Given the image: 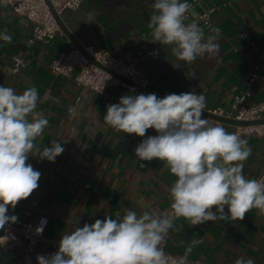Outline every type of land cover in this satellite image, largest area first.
Here are the masks:
<instances>
[{
	"label": "crops",
	"instance_id": "obj_1",
	"mask_svg": "<svg viewBox=\"0 0 264 264\" xmlns=\"http://www.w3.org/2000/svg\"><path fill=\"white\" fill-rule=\"evenodd\" d=\"M154 2L83 0L78 9L64 10L60 18L77 43L92 44L138 67L148 77L149 89L160 96L202 93L207 108H229L233 94L244 90L249 92L246 104L264 100L262 79L248 85L254 64L259 63L258 73L264 75V61L258 59L264 47V0H197L190 16L191 11L199 15L215 8L210 25H198L206 35L219 28L220 47L217 54L198 57L191 65L176 60L171 46L151 42L147 24ZM5 31L12 39H0V85L12 87L17 93L31 86L38 89L37 110L44 113L49 126L36 144L51 147L55 140L63 144L64 151L54 162L29 155L27 163L41 173L39 187L15 209L9 208L8 214L18 218L16 225L34 222L42 214L48 216L45 238L32 250L22 240L0 243V264H38L37 255H50L62 234L73 231L78 220L83 226L105 215L116 218L128 209L142 211L143 204L159 211L170 209L168 190L176 178L163 161H142L134 152L143 139L157 133L149 129L145 137H138L116 132L103 119L112 99L50 71L51 60L72 40L60 30L49 42H30L31 22L13 14L0 1V33ZM15 54L23 57L24 65L12 73ZM119 90L110 92L116 96ZM70 106L77 108L78 115L69 114ZM221 126L228 132L234 129L225 122ZM241 137L251 148L243 173L255 178L264 169V135ZM194 239L203 243L189 254V264H235L240 256L264 264V214L258 209L246 213L242 221L217 220L191 226L180 218L163 246L179 257Z\"/></svg>",
	"mask_w": 264,
	"mask_h": 264
},
{
	"label": "clouds",
	"instance_id": "obj_2",
	"mask_svg": "<svg viewBox=\"0 0 264 264\" xmlns=\"http://www.w3.org/2000/svg\"><path fill=\"white\" fill-rule=\"evenodd\" d=\"M151 7L147 24L151 42L171 46L176 60L191 65L198 57L218 53L220 29L206 35L195 20L188 22L191 5L187 0H155ZM197 15L191 11V16ZM0 39L10 42L12 37L5 31ZM191 75L195 79V72ZM39 99L35 86L17 93L0 85V230L17 222L15 215L8 214L9 208L15 209L39 187L41 173L27 163L29 155L54 162L64 151L55 140L51 147L36 144L49 126L44 113L37 110ZM205 109L206 97L196 92L163 98L126 95L119 103L107 105L103 119L116 132L138 137H145L149 129L157 133L143 139L134 152L142 161H163L176 178L168 190L170 209L159 211L143 204L140 212L128 209L123 216L105 215L77 226L62 234L55 253L37 255L38 264H189V254L203 241L192 240L182 256L170 258L163 245L176 220L183 218L197 226L217 220L242 221L253 208L264 214V177L247 178L243 173L251 155L247 139L210 121ZM68 112L78 115L72 106ZM36 231L42 233L43 227ZM8 239V235L0 236V243ZM235 264L255 261L240 256Z\"/></svg>",
	"mask_w": 264,
	"mask_h": 264
},
{
	"label": "built area",
	"instance_id": "obj_3",
	"mask_svg": "<svg viewBox=\"0 0 264 264\" xmlns=\"http://www.w3.org/2000/svg\"><path fill=\"white\" fill-rule=\"evenodd\" d=\"M7 4L12 13L17 16H23L31 22L30 42L41 41L49 42L61 30L56 16H60L64 10H76L80 7L83 0H0ZM197 0H190L188 3L191 8ZM215 8H209L196 17H191L189 21L195 20L197 23L210 25L211 13ZM259 61H264V47L258 55ZM24 65V59L20 55L12 56V73H16ZM50 71L56 75L71 77L76 85L102 95L108 96L113 100V104L119 103L122 96L147 94L149 89L148 77L134 64L126 63L120 56H115L107 50L96 48L92 44L79 42L78 45L73 43L49 63ZM259 63L254 64L248 85L257 79L264 81V75L258 73ZM124 77L135 85L123 81ZM113 88H119V93L115 96L110 92ZM249 95L248 90L236 92L233 94L229 108L216 106L205 109L204 114L213 123L222 124L221 121L213 116L229 117L242 121H254L264 119V100L246 104V97ZM232 132L240 136L246 134L264 135V123H251L247 125H234ZM264 177L262 169L254 179ZM41 220L46 223L41 225ZM48 216L42 214L34 222L24 221L20 225H5L0 230V236L8 235V241L22 240L27 249H34L39 242L45 238V229L48 224ZM80 225L75 224L74 229ZM43 227L42 233H37L36 229ZM82 227V226H81ZM7 241V242H8ZM3 244V243H1ZM59 242L55 243V249L50 255L58 250ZM170 258L178 257L176 254L166 251Z\"/></svg>",
	"mask_w": 264,
	"mask_h": 264
},
{
	"label": "water",
	"instance_id": "obj_4",
	"mask_svg": "<svg viewBox=\"0 0 264 264\" xmlns=\"http://www.w3.org/2000/svg\"><path fill=\"white\" fill-rule=\"evenodd\" d=\"M46 2L49 3L48 0H46ZM56 19H57V22H58L60 29L72 40L73 44L78 45V43L75 41L74 36L71 34V32L68 30V28L62 22L60 16H56ZM120 78L129 84L135 85L124 77H120ZM145 92L147 94H155L158 98H163V96H160L159 94L152 91L151 89H146ZM204 114H208V113L205 112ZM211 116H213L215 119H217L221 122L229 123L232 125H247V124H251V123H264V119H258V120H254V121H242V120H236L234 118H229V117H219V116H214V115H211Z\"/></svg>",
	"mask_w": 264,
	"mask_h": 264
}]
</instances>
